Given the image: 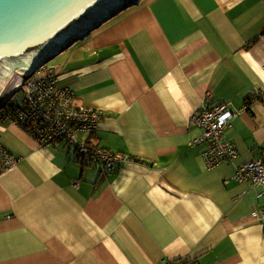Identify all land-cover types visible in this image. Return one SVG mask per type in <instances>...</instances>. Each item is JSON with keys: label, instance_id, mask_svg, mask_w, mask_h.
<instances>
[{"label": "crops", "instance_id": "obj_1", "mask_svg": "<svg viewBox=\"0 0 264 264\" xmlns=\"http://www.w3.org/2000/svg\"><path fill=\"white\" fill-rule=\"evenodd\" d=\"M124 11L61 51L54 72L101 114L87 139L141 163L100 174L73 147L40 148L0 120L17 159L0 174V264H264V227L249 218L264 196L233 178L264 144V1ZM203 101L239 112L221 136L238 158L211 170L191 123Z\"/></svg>", "mask_w": 264, "mask_h": 264}, {"label": "built area", "instance_id": "obj_2", "mask_svg": "<svg viewBox=\"0 0 264 264\" xmlns=\"http://www.w3.org/2000/svg\"><path fill=\"white\" fill-rule=\"evenodd\" d=\"M54 70L55 68L51 67L45 76L32 75L20 81L21 84L19 83L9 99L0 104V120L9 121L18 127L40 147L61 140L74 145L79 161L90 159L92 163L99 165V170L103 173L113 172L119 164L141 163L130 155L110 153L78 140L79 134L89 135L96 132L101 114L83 104L76 105L74 94L69 88L57 87ZM19 90L21 98L9 102ZM253 100H256V95L250 93L246 103ZM199 111L191 123L200 130L194 144L206 145L200 154L206 168L211 170L213 167L234 163L238 158L236 148L221 141V136L239 112L232 111L223 103L211 105L207 101H203ZM16 162L17 159L6 148L0 136V174L13 167ZM233 176L238 183L245 182L252 188H259L260 195L264 196V144L260 158L245 161L239 165ZM249 218L264 227V204L251 213ZM162 264L191 263L185 258H180L175 261H162Z\"/></svg>", "mask_w": 264, "mask_h": 264}, {"label": "water", "instance_id": "obj_3", "mask_svg": "<svg viewBox=\"0 0 264 264\" xmlns=\"http://www.w3.org/2000/svg\"><path fill=\"white\" fill-rule=\"evenodd\" d=\"M138 1L0 0V99L16 74L22 81L30 78L60 51Z\"/></svg>", "mask_w": 264, "mask_h": 264}, {"label": "trees", "instance_id": "obj_4", "mask_svg": "<svg viewBox=\"0 0 264 264\" xmlns=\"http://www.w3.org/2000/svg\"><path fill=\"white\" fill-rule=\"evenodd\" d=\"M54 65H56V66H58L57 64H56V62H54V63H52L51 64V66L49 67V68H41V69H39L38 71H36V72H38V74H36V76H35V74L33 75L34 77H42V76H45L46 74H47V71L51 68V67H53ZM56 75V74H55ZM56 78V77H55ZM64 88H67V87H64ZM21 98V97H20ZM19 98V99H20ZM19 99H17V100H15V101H18ZM12 100H10L9 102H11ZM8 102V103H9ZM100 121H101V119H100ZM3 122H5V121H3ZM9 122V121H8ZM99 125V124H98ZM98 129V128H97ZM96 132H97V130H96ZM93 134H95V133H93ZM89 135H92V134H89ZM33 140V139H32ZM78 140L79 141H81V142H83V143H87V144H89L90 146H93V147H95V148H97V149H101V150H105V151H108V152H110V153H114V152H111V151H109V150H107V149H105V148H102V147H98V146H96L94 143H92V142H90L88 139H87V135L86 134H79L78 135ZM34 141V140H33ZM35 142V141H34ZM59 142H61V143H63L65 146H71V147H73L74 148V150H75V153L78 155V153H77V149H76V147L74 146V145H72V144H69V143H67L66 141H64V140H61V141H57V142H54V143H52V144H50V145H48V146H45V147H40L36 142V144L40 147V148H46V147H49V146H51V145H53V144H55V143H59ZM7 148V147H6ZM8 149V148H7ZM128 155V154H127ZM78 157H79V155H78ZM133 157V156H132ZM134 159H136L135 157H133ZM137 160V159H136ZM85 161H87V162H85ZM138 161V160H137ZM84 164L85 163H88L89 165H94L95 166V168H97L98 170H99V165L98 164H95V163H92L91 161H90V159H84V162H83ZM100 171V170H99ZM109 173H111V172H109ZM109 173H103V172H101L100 171V174H104V175H107V174H109Z\"/></svg>", "mask_w": 264, "mask_h": 264}, {"label": "rangeland", "instance_id": "obj_5", "mask_svg": "<svg viewBox=\"0 0 264 264\" xmlns=\"http://www.w3.org/2000/svg\"><path fill=\"white\" fill-rule=\"evenodd\" d=\"M129 9V8H128ZM127 10V9H126ZM123 12H125L124 10H122V11H120L117 15L119 16L121 13H123ZM117 15L115 16V17H117ZM114 17V18H115ZM113 19V18H112ZM112 19H110V20H112ZM110 20H108V21H110ZM108 21H105L104 23H106V22H108ZM95 30V29H94ZM93 32H95V31H93ZM87 37H85L83 40H85ZM82 43V40H78V41H75L72 45H70L69 47H67V48H65L64 50H63V54L66 52V51H68L69 49H71V48H73L74 46L75 47H77L78 45H80ZM78 44V45H77ZM62 55V53H60V54H58V55H56L52 60H50V61H48L43 67H41V68H49L50 66H51V64L52 63H54L56 60H58L60 57H62L61 56ZM56 65H54L53 67H55ZM36 74H38V72H36ZM36 74H35V76H36ZM22 81V80H21ZM21 97V91L19 90L18 92H16L15 94H14V96L12 97V101L13 100H17V99H19Z\"/></svg>", "mask_w": 264, "mask_h": 264}, {"label": "bare ground", "instance_id": "obj_6", "mask_svg": "<svg viewBox=\"0 0 264 264\" xmlns=\"http://www.w3.org/2000/svg\"><path fill=\"white\" fill-rule=\"evenodd\" d=\"M60 52H61V51H60ZM20 81H21V77H20V75H19V74H16V75L12 78V80H11L9 86H8L7 89L4 91L3 95L1 96L0 101H1L2 99H5L6 97H7V98H6L5 100H7V99L10 97V95L13 94L12 91H13L15 88H17V87L19 86ZM20 84H21V83H20ZM11 93H12V94H11ZM5 100H4V101H5ZM248 103H249V102H248ZM0 107H1V105H0ZM1 108H2V107H1ZM1 108H0V110H1Z\"/></svg>", "mask_w": 264, "mask_h": 264}, {"label": "clouds", "instance_id": "obj_7", "mask_svg": "<svg viewBox=\"0 0 264 264\" xmlns=\"http://www.w3.org/2000/svg\"><path fill=\"white\" fill-rule=\"evenodd\" d=\"M0 94H2V91H0Z\"/></svg>", "mask_w": 264, "mask_h": 264}]
</instances>
